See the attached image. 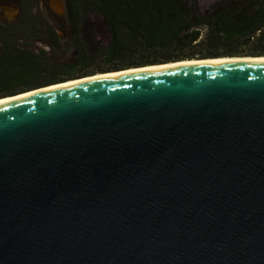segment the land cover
I'll return each mask as SVG.
<instances>
[{
	"label": "water",
	"instance_id": "water-1",
	"mask_svg": "<svg viewBox=\"0 0 264 264\" xmlns=\"http://www.w3.org/2000/svg\"><path fill=\"white\" fill-rule=\"evenodd\" d=\"M262 56L7 95L0 264H264Z\"/></svg>",
	"mask_w": 264,
	"mask_h": 264
},
{
	"label": "trees",
	"instance_id": "trees-1",
	"mask_svg": "<svg viewBox=\"0 0 264 264\" xmlns=\"http://www.w3.org/2000/svg\"><path fill=\"white\" fill-rule=\"evenodd\" d=\"M197 3L64 0L61 37L52 16L25 0L17 19L0 17V97L139 65L264 55V0ZM70 49L73 59L58 61Z\"/></svg>",
	"mask_w": 264,
	"mask_h": 264
},
{
	"label": "flooded vegetation",
	"instance_id": "flooded-vegetation-1",
	"mask_svg": "<svg viewBox=\"0 0 264 264\" xmlns=\"http://www.w3.org/2000/svg\"><path fill=\"white\" fill-rule=\"evenodd\" d=\"M25 0H0V17L2 19H5L7 21H13L10 18V11H8V9L3 10L2 9V4H6L7 2H17L20 3L22 5V3H24ZM26 2L28 3H32V4H38V6L36 7V9L40 8L39 4L42 2L43 4L46 5V14L51 15L52 18L49 17V20L51 21L52 24H58V22L60 21V16L61 14H59V12L57 11V4L54 0H26ZM44 12V11H43Z\"/></svg>",
	"mask_w": 264,
	"mask_h": 264
},
{
	"label": "bare ground",
	"instance_id": "bare-ground-1",
	"mask_svg": "<svg viewBox=\"0 0 264 264\" xmlns=\"http://www.w3.org/2000/svg\"><path fill=\"white\" fill-rule=\"evenodd\" d=\"M234 57H224V58H221V59H219V58H215V59H213V60H211V61H214V60H225V59H233ZM243 58H245V57H243ZM259 58H264V56H262V57H259ZM234 59H242V58H234ZM199 61H202V60H200V59H193V60H182V61H179V62H175V63H172V62H169V63H166V64H159V65H156V64H154V65H149V66H145V67H139V68H131V69H129V70H121V71H117V72H106V73H103V74H101V73H99V74H97L96 76H90V77H93V78H95V77H98V76H101V75H110V74H114V73H119V72H130V71H132V70H136V69H149V68H151V67H160V66H164V65H170V64H172V65H177V64H180V63H184V62H187V63H194V62H199ZM90 77H86V78H90ZM82 79H84V78H82ZM79 81L80 79H70V80H68V81H66V82H64V83H58V84H55V85H52V86H49V87H54V86H56V85H59V84H65V83H68V82H72V81ZM46 88V87H45ZM48 88V87H47ZM28 92H30V91H28ZM28 92H24V93H21V94H18V95H12V96H7V97H4V98H2V99H0V103L1 102H3V101H5V100H7V99H9V98H12V97H19V96H23V95H25V94H27ZM32 92H35V91H32ZM31 93V92H30Z\"/></svg>",
	"mask_w": 264,
	"mask_h": 264
},
{
	"label": "rangeland",
	"instance_id": "rangeland-1",
	"mask_svg": "<svg viewBox=\"0 0 264 264\" xmlns=\"http://www.w3.org/2000/svg\"><path fill=\"white\" fill-rule=\"evenodd\" d=\"M215 0H197V4L202 8V9H206L208 6H209V4H212L213 2H214ZM39 6H40V8L44 11V12H46L45 10H46V5L45 4H43L42 2L39 4ZM63 15V14H62ZM61 15V16H62ZM11 17V16H10ZM54 25H55V27L57 28V30H58V32H59V35L62 37L63 36V28L62 27H58V25L57 24H55L54 23ZM103 30H105L104 29V27H103ZM107 31L105 30L104 31V34L102 35L103 36V39L105 40H107V33H106ZM64 40V39H63ZM50 54H52V53H50ZM73 55H72V52H71V49L70 50H67V51H64L63 53L61 52L60 53V56L58 57V61H62V62H66L67 60H71V59H73ZM196 59V58H195ZM98 73H100V72H98Z\"/></svg>",
	"mask_w": 264,
	"mask_h": 264
}]
</instances>
